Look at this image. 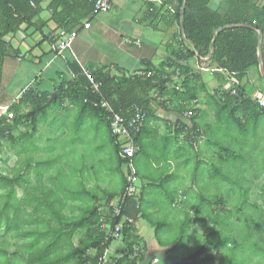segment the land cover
Here are the masks:
<instances>
[{
    "label": "crops",
    "instance_id": "obj_1",
    "mask_svg": "<svg viewBox=\"0 0 264 264\" xmlns=\"http://www.w3.org/2000/svg\"><path fill=\"white\" fill-rule=\"evenodd\" d=\"M51 1L39 0L40 11L32 18L30 24L22 25L17 32L5 38L10 51L16 53V56L9 55L3 60L0 78V105L11 103L22 91L29 89H32L42 99L43 104H45V100L49 101V104L43 108L44 110H41L35 132L31 136H29L28 121H21L13 128L11 134L14 141H8L10 142L9 148L12 155L16 156L17 161L18 152L13 150V144L21 143L20 137H23L25 141L29 137L39 140L40 133L42 136L43 132H48L51 140L61 141L73 130L79 134L76 143L79 142L77 148L80 152L83 150V155L84 143L89 139L87 134L89 137L92 135L87 127L95 125L94 128H97L99 124L105 126L109 137L107 145H112L116 164H111L103 151H99L93 157L88 154L86 158L82 157L78 162L77 172H75L74 193L78 198L83 197V192L87 195L93 192L101 198L111 194L115 197L110 201H114L124 185V174L121 172L122 163L115 140L109 133L107 122L99 113L82 110L78 104L67 98L55 100L56 97H59L57 94L60 93L58 87L62 81L69 82L74 79L82 83L83 79L80 78L83 75L82 69L89 70L91 74L92 71L100 69L113 76L121 77L124 74L126 77L133 73L143 72L146 65L158 68L166 63L171 59L172 51L183 48L180 44V38L183 39L181 27L183 0L181 7H179L178 0H110V8L107 11L95 14L85 0H71L68 9L63 12L59 8L52 12ZM236 3V0H209V6L221 16L231 12ZM241 5L245 6L246 11L262 9L264 0H249L247 4L242 3ZM240 17H248V15L242 14ZM87 23L89 27L85 28L84 25ZM238 26H245V24H238ZM61 29L76 31L77 37L70 50L67 49L61 55H56L52 50V44ZM261 42L262 35L259 43L260 51ZM185 44L188 45V43ZM260 60L262 61V58ZM182 65L189 69V78L195 77L198 80L195 85L200 88L196 96L188 101V109L194 110V114L189 118V114L185 115L188 113L187 111L180 113L175 103L168 101L166 97L157 96L156 98L161 104L155 101L150 103L151 107L147 116L149 119L147 122L145 121L146 133L141 137L139 145L136 146L138 152L136 159L143 156V163L156 162L161 166L166 162L176 165L173 176L169 174V183L173 192L166 190L163 200L155 199L151 190L146 192L145 188L150 185L159 187L160 179L149 177L142 179L138 175L142 200L145 194L150 196L145 201L142 213L134 219L133 224L135 235L139 239V245L135 247L138 248L142 245L143 260L137 262L133 259V255L126 258L125 244L121 238L119 239L121 248L109 250L111 242L106 248L115 264H134L135 262L141 264L145 260L150 262L152 259L162 261V264H177L184 261L175 255L168 257L171 248L162 244L157 238L158 229L167 227L166 220L158 222L161 220L160 216L167 215L166 212L169 213L171 217L168 219L172 218L177 221L179 226L185 218L186 212L190 215L193 226V218L195 220L198 218L194 217L192 207L186 205V202L190 201H186V196L194 195L197 179L206 182V176L203 175L204 169L201 168L205 163L204 160L208 158L207 162H209L214 156L218 160L224 158L221 152L222 150L226 151V147L231 150L235 149L234 154L245 153L247 149L253 146L257 147L253 143L257 142L258 145V140L264 137V123L260 124L259 122L264 117V107H259L263 109L259 110L260 115L254 121L249 119L247 112H242V110L236 114L243 121H247L246 127L242 130L226 126L227 112L220 120V108L217 105L216 95L221 93L220 87L225 88L227 78L225 79L218 72V68L211 62L209 54L201 58L195 54ZM260 67L261 65L258 64V67L251 68L238 80V85L243 89L246 98H251L257 105L258 102L256 99L254 100L256 93H264V79ZM183 78L177 70L176 74L172 76L173 83L176 85H180ZM86 81L88 82V79ZM191 85L188 84V86ZM152 93L154 96L157 95V92ZM18 106L17 116L30 110L29 102ZM217 110L218 118L216 119L215 112ZM254 113L255 110L252 113L250 110L249 116L252 117ZM17 116L16 119L19 117ZM12 119H8V121L11 123ZM180 122L186 125L187 130L195 124L201 135L195 133L190 135L188 131H181L179 136L175 137L174 130L179 127L178 123ZM226 137L228 140L223 145L221 141ZM4 141L7 140L1 141L0 150L3 148ZM40 141H35L34 145L40 149H35L34 152H42L45 148V146L40 147ZM149 145L155 147V150L151 153L144 152L149 149ZM238 147L240 150H236ZM60 151L61 148L56 145L51 149L54 154L53 163H57L60 170L65 173L68 169L60 161ZM137 170L138 167H136ZM188 170H191L192 177L186 176ZM206 175L208 176V173ZM41 187L43 190L47 188L44 185ZM19 189L21 188L15 186L16 197H18ZM195 194L196 202H198L201 198L198 196L199 193ZM105 202L106 198L101 199V219H108L110 212L108 204ZM140 218L143 222H139ZM149 247L152 250L150 254Z\"/></svg>",
    "mask_w": 264,
    "mask_h": 264
},
{
    "label": "trees",
    "instance_id": "obj_2",
    "mask_svg": "<svg viewBox=\"0 0 264 264\" xmlns=\"http://www.w3.org/2000/svg\"><path fill=\"white\" fill-rule=\"evenodd\" d=\"M70 1L71 0H52L50 4L52 12H55L58 8L61 12L68 9ZM85 1L90 7L93 6V0ZM178 1L179 7H181L182 0ZM236 1L237 3L233 10L221 16L209 6V0H186L181 18L183 39L180 38V44L183 48L181 47L172 51L170 60L166 61V63L158 68L146 65L142 75L133 73L126 77L124 74L118 77L100 69L94 70L92 71L93 78L101 83L100 95L91 90L90 85L86 81V76L84 75L80 77L84 80H81L82 83L77 81V79L69 82L62 81L58 87L60 93L57 95H59V97H56L55 100L67 98L71 102L78 104L82 110L99 113L105 118L109 133H111V131L107 114L98 106L94 107V103L98 102L100 99L107 101L112 109L125 119L133 114L135 108H140L145 111V121L147 122L149 119L147 116L151 107L150 103L155 101L161 104L156 97H166L168 101L177 105L178 112L182 113L183 111H187L189 118H191L192 114H194V110L188 109V101L196 96L200 88L195 85L198 80L195 77L193 79L189 78V69L182 65L189 58L195 56V54H197L198 58L205 57L210 52L211 62L215 64L218 68V72H220L225 79L234 76L237 80H240L248 70L258 67L259 59L257 50L259 31L262 35L261 58L264 69V6L262 9L246 11L245 6L241 4H247L249 0ZM39 11V0H0V78L4 58L9 55L16 56V53L10 51L5 38L17 32L22 25H29L32 18L36 16ZM242 14H247L248 17H240ZM238 24H245V26H238ZM185 43H188V45ZM176 70L179 75L184 77L180 85H176L172 80V76L176 74ZM188 84L192 85L188 86ZM220 91L221 93L216 95L217 105L220 108V120L223 119V114L225 112L228 113L225 121L226 126L237 127L240 130L246 127L247 121H243L239 116H236L241 110L242 112H247L249 119L251 118L252 121L260 115L259 110L263 108H259V105L253 102L251 98H246L243 89L239 85L236 86L235 95L231 94L230 91L223 86L220 87ZM152 92H157V95L154 96ZM84 99L86 101H84ZM45 101V104H43L42 99L38 97L32 89L24 91L19 98V103H13L10 106V111L13 113L11 123L8 120L6 121V117H2L0 120V143L3 139L14 141L11 132L21 121H28V128L30 130V134H28L31 136L35 132L41 110H44L43 108L49 104L48 100ZM27 102L30 103V110L27 113L18 115V117V105ZM255 106L257 107L255 108ZM250 110L251 113L255 110L252 117L251 115L249 116ZM217 114L218 110L215 112L216 119L218 118ZM16 116L18 117L17 119ZM178 124L179 127H176L174 130L175 137H178L181 131H188L190 135L191 133L201 135V132L198 131L195 124L188 130L184 123L180 122ZM146 126L147 125L144 124L137 133L131 134L135 147L139 145V141L142 140L141 137L146 133ZM112 137L114 138L113 135ZM116 147L119 152L117 144ZM193 149L195 150V148ZM226 151H229L230 155L234 154V150L228 147H226ZM137 153L138 152H136L133 158L135 168L137 167ZM120 162L122 163L121 159ZM230 165L238 169V173L241 176L243 171L242 165L237 166L236 163L233 162H231ZM25 169V171L28 172L29 169ZM16 170L13 171L11 175H4L0 172V190H2V192H0V229L3 227L4 233L12 230L13 236H28V244L24 250L26 255L22 264L33 263V258L38 260V264H98L99 257L109 246L110 242H112H104L106 235L104 230L100 228L101 199L106 198L105 203L108 204L112 202L110 200L114 199L115 195L109 194L101 198L93 192H90L88 195L83 192V197L78 198L74 193V188L70 186L68 189L64 190V192H60V194L55 190V194L58 197L56 198L57 200L45 202L44 194H39L43 191L38 190L39 188H43L41 184L40 186L28 184L29 179L27 176H23L22 168L18 169V171ZM230 172L231 171L224 173L221 170L219 162H213L211 163V170L208 171V178L216 180L217 178H222L223 174L222 179L228 182L230 179ZM137 174L139 175L138 170ZM243 180L242 177H240V179H236V182H234L236 183L235 185L231 184L233 185L232 191L235 194L237 188L242 189V186H244L242 183ZM15 186L23 190V195L21 197H16ZM124 186L125 178L120 194H122ZM53 190L54 188L49 189V191ZM198 196L201 199L198 200V202H194L192 205L194 211L200 216L199 213L205 212L207 209L205 208L207 197L205 194L201 193H199ZM139 200H142V193L140 194ZM68 201H77L75 208L78 213L76 215L73 214V211H71V214L62 212ZM214 204L218 207L220 206L218 209L220 210L219 212L222 213L225 207L223 197H217L214 200ZM255 205L257 208L256 210L261 209L256 203ZM242 207L243 204L234 206V211L240 213L241 209H243ZM198 210L201 212H198ZM141 213L142 209L140 205L136 207L133 200L128 199L126 205H124L121 210L120 217H122V215H127L136 219ZM196 213L194 217H197ZM185 215V218L178 226L180 233L185 232V230L189 229V226H191L192 221L190 215L186 212ZM217 215H219V213ZM231 215L232 213L229 210L227 219H229ZM103 220L113 225L119 219L112 217L111 212H109L108 219L104 218ZM250 220L253 226L255 223L252 221V217ZM53 221L55 222L54 226L51 225ZM246 221L247 219L243 217L242 228L245 226ZM43 223L47 224L43 225ZM216 223L218 224V222ZM31 224H34V227H31ZM158 228L157 226V229ZM77 232H81L82 236L79 238L78 244L73 245L71 240ZM251 234L253 235V231H251ZM31 235H33V238L30 237ZM48 236L50 239L49 242H47L46 245L44 244L45 246L39 250L37 257L33 256L32 253L37 251L36 243L39 237L44 238ZM121 237L125 244V256L128 258L130 255H133L136 248L135 246L139 245V239L135 235L133 224L130 225L125 223L123 225ZM61 241L65 242L67 247V251L63 254L59 252L61 249ZM227 243L228 242L223 243L222 247ZM209 244L214 251L217 250V246L219 245V243H216L217 245L213 243ZM141 247L142 245L137 249L139 252L138 256L133 258L137 262L143 260V247ZM204 248L205 245L202 244L200 248L187 257V262L180 261L177 264H212L216 259V253L207 255L210 247L208 249ZM172 250L173 248L169 249L168 257L172 255ZM232 251L233 247L230 248V252ZM0 252H2L0 255V264H7L8 258L5 249L0 248ZM51 254H55V257L51 258ZM257 254L264 255V248L258 250ZM263 255L262 257H264ZM30 256L33 258L31 259ZM134 264L137 263L135 262Z\"/></svg>",
    "mask_w": 264,
    "mask_h": 264
},
{
    "label": "rangeland",
    "instance_id": "obj_3",
    "mask_svg": "<svg viewBox=\"0 0 264 264\" xmlns=\"http://www.w3.org/2000/svg\"><path fill=\"white\" fill-rule=\"evenodd\" d=\"M259 122L260 124H263L264 117H262ZM94 126L95 125L87 127L92 135L89 137L87 134L89 139H87L88 141L86 140L84 143L83 155V150L80 152L77 148V144L79 142L76 143V139L79 134L75 133L73 130L64 140L61 141L55 139L51 140L49 138L50 133L48 132H43L42 136L40 133L39 140L35 137H29V139H26L25 141L23 140V137H20L21 143L15 142L13 144V150L18 152L17 161L16 156L14 157V155H12L9 148L10 142L4 141L3 148L0 150V172L4 175H11V173L16 169V171H18V169L22 168L23 176H27L29 179L28 184L32 186H40L41 184L47 187L44 188L45 190L42 188L38 189L39 191H43L39 194H44L45 202L55 201L57 200L56 198H58L55 194V190H57L60 194V192H64V190L68 189V187L71 186L74 188V185H76L74 180L75 172H77V168L79 167L78 162L82 157L86 158L87 154L93 157V155L96 153L98 154L99 151H103L108 156L109 162L114 165L116 164L115 157L112 152V145H107L109 137L106 133L105 126L100 124L97 125V128H94ZM227 140L228 138L226 137L221 141V143L225 145ZM35 141H40V147L45 146L46 150L44 148L42 152H34L35 149H40L34 145ZM54 145L61 148L59 156L60 161L64 163L66 169H68L65 173L60 170L57 163H53L54 154L51 152V149ZM253 145H256L257 147H254ZM253 145V147L247 149L245 153L237 152L230 155L229 151L222 150L221 153L224 158L218 160L216 159V156H214L209 162H207L209 160L208 158L204 160L205 163L201 168L204 169L203 175L206 176V182L197 179V188L193 191L194 195H185L186 201L190 200L189 202H186V205L191 206L192 209V204L197 200L195 193L199 192L201 194H205L207 197V204L205 207L207 209L205 212L198 210V212H201L199 213L200 216H198V213H196L193 209V215L196 213L198 218L197 220L193 219V226H189V229L180 233L179 228L177 227L178 222L172 220V218L168 219L171 217L169 213L166 212L167 215L164 214L160 216L161 220H158V222L166 220L167 227H160L158 229L157 238L162 242V244L168 245V248H173L171 252L172 255L177 256L179 259H184V262H187V257L204 244V249H208L210 247L207 255L216 253V259L212 264H264V257H262L263 254H257L258 250L264 248V137L258 140V145L257 142H254ZM148 147L149 149L144 150V152L147 153L148 151L151 153L155 150V147H151L150 145ZM245 148L246 146L244 149ZM236 150H240L239 147L236 148ZM142 161L143 156H139L136 160L140 177L142 179H145L146 177L156 180L160 179L161 181L159 183V187H152V185H150L145 188V191L147 192L148 190H151L153 198L163 200L165 198L164 193L166 190L173 192L169 183V174L173 176L176 165L165 162L163 165L159 166L156 162L143 163ZM212 162H219L221 170L224 173L231 171L229 173L230 179L228 182L222 179L223 174L222 178H217L216 180L208 178L206 173L211 170ZM231 162L236 163L237 166L242 165L243 171L241 176L238 173V169L235 167L233 168V166L230 165ZM55 167H57V169H55ZM11 168L13 169L11 170ZM25 168L29 169L28 172L25 171ZM183 168H185V165H183ZM121 172L122 174L125 172L123 165L121 167ZM191 175V170H188L186 176L189 178L192 177ZM240 177H242V180L244 179L242 181L244 186H242V189L237 188L235 194L232 191L233 185L231 184L235 185L236 183L234 182H236V179H240ZM53 188V191H49V189ZM0 192H2V190H0ZM22 195L23 191L19 189L18 197H21ZM149 197V195L145 194L143 196V200H139L141 209L144 207L145 201ZM217 197H223L225 207L223 208L222 213L219 212L220 210L218 209L220 206L218 207L214 204V200ZM74 203L76 204L77 202L68 201L62 212L65 214H71V211H73V214L76 215L78 211L75 208L76 206ZM255 203L261 208L260 210H256L257 208ZM240 204H243V209H241L240 213L234 211V206H239ZM172 206L174 205L172 204ZM186 210L188 211V208ZM229 210L232 215L229 219H227L229 216ZM218 213L220 216L217 215ZM243 217L246 218L247 221L245 226L242 228ZM251 217L252 221L257 226L255 224L252 226L250 220ZM139 222H143V220L140 218ZM216 222H218V224ZM45 224L47 223H43V225ZM54 224V221L51 222L52 226H54ZM31 225V227H34V224ZM251 231H253L254 236L251 234ZM81 236L82 233L77 232L71 240L72 244L77 245ZM30 237L33 238V235ZM27 238V235L13 236L12 230L4 233L3 227L0 229V248L5 249L6 256L8 258L7 264H22L24 262L26 255L24 250L28 244ZM49 240V236L44 238L39 237L38 242L36 243L37 251H34L32 255L37 257L39 250H41L42 247L49 242ZM120 241L121 240L112 241L109 250L121 248ZM225 242L228 243L222 247ZM209 243H219L217 250H212ZM60 247L61 249L59 252L62 254L67 251L65 242L61 241ZM231 247H233L232 252H230ZM150 248L151 247H149V249ZM151 251L152 250L150 249L149 254ZM1 254L2 252H0V255ZM50 257L54 258L55 254H51ZM30 258L32 259L33 257L30 256ZM32 262L33 263L31 264H38V260L35 258H33ZM155 262H157V259H152L149 264H154Z\"/></svg>",
    "mask_w": 264,
    "mask_h": 264
},
{
    "label": "built area",
    "instance_id": "obj_4",
    "mask_svg": "<svg viewBox=\"0 0 264 264\" xmlns=\"http://www.w3.org/2000/svg\"><path fill=\"white\" fill-rule=\"evenodd\" d=\"M92 12L100 13L105 12L110 8V0H93ZM85 28L89 27V24L84 25ZM77 37L76 31H67L61 29L58 32L54 43L52 44V50L56 55H61L63 51L71 49L72 43ZM82 74L88 79L91 90L100 95L101 83L97 82L91 72L87 69H82ZM143 72L138 73L142 75ZM149 74V73H148ZM74 78V76H72ZM238 85V80L234 76L227 77L225 89L229 90L231 94H236V86ZM22 91L11 103L7 105H0V120L2 117L6 119L13 118V113L10 111V106L13 103H19V98L21 97ZM255 99L258 102L259 107H264V93L258 92L255 95ZM84 101H86L84 99ZM98 106L103 109L105 114H107L108 124L111 134L115 138V143L119 147L118 155L122 160V165L125 168L124 178L125 186L122 194H120L114 201L108 203L109 211L112 217L118 218L119 220L111 225L108 222L103 221L100 218V227L105 231V243L108 241H115L121 239V229L123 225L134 224V219L127 216L121 215V210L128 199L133 200L136 207L140 205V188L141 184L139 182V176L137 174L136 168L134 166L133 158L137 152V148L134 146L131 134L137 133L145 124L146 114L145 111L140 108H135L133 114L125 119L120 114L116 113L112 107L104 99H100L98 102L94 103V107ZM188 113H185L187 115ZM174 205V204H173ZM138 248H135L133 257L138 256ZM98 264H115V261L111 259L108 254L107 249L104 250L103 254L98 259Z\"/></svg>",
    "mask_w": 264,
    "mask_h": 264
},
{
    "label": "water",
    "instance_id": "obj_5",
    "mask_svg": "<svg viewBox=\"0 0 264 264\" xmlns=\"http://www.w3.org/2000/svg\"><path fill=\"white\" fill-rule=\"evenodd\" d=\"M185 2H186V0H183V5H182V9H181V13L183 12V10H184V6H185ZM181 27H182V24H181ZM258 33H259V39H258V58L259 59H261V51H260V36H261V34H260V32L258 31ZM183 37V36H182ZM211 47H212V43H211ZM209 56H210V52H209ZM259 64L261 65V67H260V70H261V75H262V77H263V79H264V69H263V62L260 60L259 61ZM162 261H158L157 260V262H155L154 264H162L161 263ZM141 264H149V261L148 260H145L143 263H141Z\"/></svg>",
    "mask_w": 264,
    "mask_h": 264
}]
</instances>
